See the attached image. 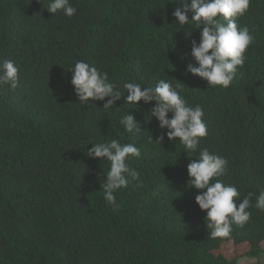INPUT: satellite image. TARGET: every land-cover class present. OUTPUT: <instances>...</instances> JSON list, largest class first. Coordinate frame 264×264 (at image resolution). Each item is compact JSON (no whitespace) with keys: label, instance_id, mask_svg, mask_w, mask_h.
Segmentation results:
<instances>
[{"label":"trees","instance_id":"16d2710c","mask_svg":"<svg viewBox=\"0 0 264 264\" xmlns=\"http://www.w3.org/2000/svg\"><path fill=\"white\" fill-rule=\"evenodd\" d=\"M48 3L0 0V60L20 68L18 86L0 88V264H237L263 254L264 211L254 206L230 238H209L187 173L198 152L186 154L166 136L155 142L161 130L148 114L155 101L135 108L122 97L119 108L103 109L101 101L82 106L67 71L83 60L108 73L124 95L132 81L179 85L188 105L204 111L208 134L200 147L228 160V173L218 179L235 185L241 199L249 191L259 195L264 0H250L238 19L255 40L228 88L185 74L195 64L191 40L199 43L202 28L176 25L172 12L181 0H70L77 9L71 18L49 13ZM128 111L141 132L120 125ZM112 139L141 149L130 159L140 181L115 193L119 210L103 198L109 162L87 156L90 143ZM227 245L236 247L235 256L225 254Z\"/></svg>","mask_w":264,"mask_h":264},{"label":"clouds","instance_id":"9594fccd","mask_svg":"<svg viewBox=\"0 0 264 264\" xmlns=\"http://www.w3.org/2000/svg\"><path fill=\"white\" fill-rule=\"evenodd\" d=\"M249 5L250 0H181L172 12L176 25L183 28L186 24H195V29L202 28L199 43L191 40L190 55L195 64L188 63L185 74L199 77L208 86L228 88L232 84L239 75V68L245 64L247 49L255 40L249 27L238 25V19L248 11ZM45 9L52 14L62 11L68 18L77 12L70 0H49ZM67 72L72 74L70 83L82 106L90 101H101L104 102L103 109H110L122 97L126 104L135 105V108L140 102L147 105L155 101L148 112L151 120L158 121L161 130L155 142L162 145L166 136L170 142L178 141L186 154L198 152L197 158L190 159L187 173L189 185L198 193L195 203L206 213L204 222L209 238H230L233 225L244 227L249 222L252 215L249 209L253 206L264 211V191L259 195L249 191L241 199L242 193L235 185L218 179L228 173V160L200 147L201 139L208 134L204 111L199 105H188L179 85L173 86L169 80L160 79L154 87H144L132 81L124 83L127 93L124 95L115 83L110 82L108 73L83 60L75 61ZM19 74L20 68L13 60H0V88L10 86L15 89ZM119 123L128 133L141 132L140 123L129 111ZM149 140L153 142L151 135ZM90 144L92 147L87 152L90 159L109 162V170L104 173L105 180L101 185L103 198L113 210H119L115 193L133 181H140V173L131 167L130 159L140 157L141 149L133 143L122 144L117 139Z\"/></svg>","mask_w":264,"mask_h":264},{"label":"rangeland","instance_id":"374dc122","mask_svg":"<svg viewBox=\"0 0 264 264\" xmlns=\"http://www.w3.org/2000/svg\"><path fill=\"white\" fill-rule=\"evenodd\" d=\"M223 250L229 257H233L236 254V247L232 245H227V247L223 248ZM257 259H259L258 261H260L261 264H264V253L256 256H243L238 259L237 264H256L255 260Z\"/></svg>","mask_w":264,"mask_h":264}]
</instances>
